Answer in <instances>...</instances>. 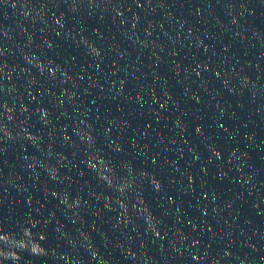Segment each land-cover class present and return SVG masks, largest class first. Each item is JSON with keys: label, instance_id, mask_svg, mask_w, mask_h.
<instances>
[{"label": "water", "instance_id": "water-1", "mask_svg": "<svg viewBox=\"0 0 264 264\" xmlns=\"http://www.w3.org/2000/svg\"><path fill=\"white\" fill-rule=\"evenodd\" d=\"M13 105L0 244L49 253L23 264H264V0H0Z\"/></svg>", "mask_w": 264, "mask_h": 264}, {"label": "clouds", "instance_id": "clouds-1", "mask_svg": "<svg viewBox=\"0 0 264 264\" xmlns=\"http://www.w3.org/2000/svg\"><path fill=\"white\" fill-rule=\"evenodd\" d=\"M233 23H236L235 19L233 20ZM93 53L100 55V50H95ZM120 87H124L123 81L120 82ZM161 107H163V105H161ZM14 109V105L12 107L7 106L3 112H0V120L3 121V129H0V131L3 132L4 143L6 146H10L11 143H14L15 137L19 136V132L16 131L14 126ZM151 233V237L155 238L157 241L167 235L165 234L164 236H161L160 232L155 228L151 229ZM7 235H9V233H5V236ZM0 239L3 238L0 237ZM15 239H19L21 243L17 245L13 241L5 240L0 244V261H2V264H23V261L21 260V257L23 256L33 255L39 257L41 255L47 256L49 254L48 252H45L43 248L39 247V242L36 240V236L30 232H25L22 236L17 234ZM41 239H43V237H41ZM172 247H176L175 241L172 242ZM127 258L128 264H143L140 251L135 246L128 247ZM73 259L75 258L73 257ZM54 264H69V261L60 258L59 260H54Z\"/></svg>", "mask_w": 264, "mask_h": 264}]
</instances>
